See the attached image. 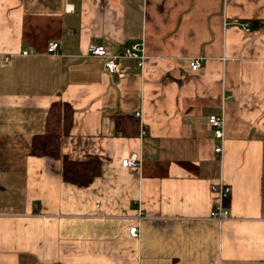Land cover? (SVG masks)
Instances as JSON below:
<instances>
[{
	"label": "crops",
	"instance_id": "obj_1",
	"mask_svg": "<svg viewBox=\"0 0 264 264\" xmlns=\"http://www.w3.org/2000/svg\"><path fill=\"white\" fill-rule=\"evenodd\" d=\"M135 43L122 78L88 53ZM55 103L61 156L100 162L87 186L32 154ZM0 264H264V0H0Z\"/></svg>",
	"mask_w": 264,
	"mask_h": 264
},
{
	"label": "built area",
	"instance_id": "obj_2",
	"mask_svg": "<svg viewBox=\"0 0 264 264\" xmlns=\"http://www.w3.org/2000/svg\"><path fill=\"white\" fill-rule=\"evenodd\" d=\"M59 50V43L57 41H51L48 44L47 52L48 54H57ZM88 53L92 57L102 58L105 60V69L107 72L111 74H118L119 72V61L121 59H133L139 61V66H143V60L145 58L144 48L142 43H135L130 48L125 49L120 54H112L110 53L104 46L98 45H90L88 47ZM30 53L28 51H24L23 55L27 56ZM201 67V59H196L191 63L192 70L196 71ZM120 78L124 77L123 74H118ZM140 115L138 114L137 117ZM209 124L214 129L215 137L222 142L225 139V129H226V121L225 116H211L209 118ZM145 130H142V135H145ZM215 152L218 154H223V147H218L215 149ZM139 157L137 155H133L128 159H124L121 163L123 168H135L139 165ZM212 191L216 195V205L214 210L211 213V218L213 220L218 221L219 223H223L225 221L231 220V214L229 208L227 206V202L229 200L231 194V187L221 182L218 184H214L212 186ZM139 219H143V213L139 216ZM129 234L131 237L137 238L140 235L139 227L133 226L129 230Z\"/></svg>",
	"mask_w": 264,
	"mask_h": 264
},
{
	"label": "trees",
	"instance_id": "obj_3",
	"mask_svg": "<svg viewBox=\"0 0 264 264\" xmlns=\"http://www.w3.org/2000/svg\"><path fill=\"white\" fill-rule=\"evenodd\" d=\"M72 113L71 107L65 103L52 105L47 120L46 132L35 137L32 154L61 159L63 177L76 185L87 186L99 173L100 162L93 160L89 163H77L62 157L60 154L61 138L69 132L72 123Z\"/></svg>",
	"mask_w": 264,
	"mask_h": 264
}]
</instances>
